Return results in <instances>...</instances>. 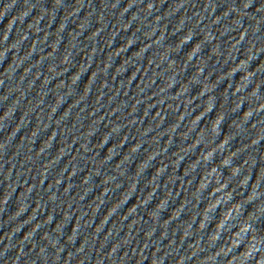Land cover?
Wrapping results in <instances>:
<instances>
[{"label":"water","instance_id":"obj_1","mask_svg":"<svg viewBox=\"0 0 264 264\" xmlns=\"http://www.w3.org/2000/svg\"><path fill=\"white\" fill-rule=\"evenodd\" d=\"M186 0H0V264H84Z\"/></svg>","mask_w":264,"mask_h":264}]
</instances>
